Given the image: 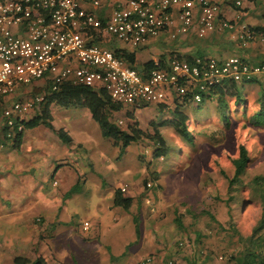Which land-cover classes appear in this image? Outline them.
<instances>
[{
  "label": "rangeland",
  "instance_id": "rangeland-1",
  "mask_svg": "<svg viewBox=\"0 0 264 264\" xmlns=\"http://www.w3.org/2000/svg\"><path fill=\"white\" fill-rule=\"evenodd\" d=\"M178 40L179 38L163 40L160 48H170L172 43H177ZM119 44L122 45L121 42ZM44 88L46 85L39 82L22 86L20 89L24 90L21 91V97L43 95ZM255 91L256 96L262 95L260 89ZM68 107L61 104L53 105L52 116L55 125L65 124L74 136H77L76 125L83 126L92 141L90 147L95 146L93 151L89 147L80 149L75 145L70 148L78 158L76 168H79L80 159L88 161L91 154L99 155L101 152L102 156L107 158V163L106 161L100 163L103 166L101 175L89 171L83 175L84 177H80L78 187L67 196L70 200L68 209L70 212L73 210V219L69 223L73 236L68 238L70 241L68 245L69 248L73 247V254L67 255L63 262L122 264L126 259L129 260L133 250L139 251L142 255L150 236L156 240L162 251H166L163 256L166 264L169 261L177 264V253L179 251L185 253L187 250L191 251V255L196 252L201 256L211 255L217 263L228 264L225 255L242 249L243 243L239 240V235L248 236L261 215V206L251 195L250 181L256 174H264V129L252 127L240 120L226 127L220 122L216 104L205 103L203 106L193 108L199 109L198 114L194 115L195 111L190 114L192 123L187 127L193 133L192 144L185 143L168 124L161 127L170 150L159 160L152 158L154 144L145 138L132 142L121 153L119 148L99 135V128L90 120L85 107L82 108L81 105ZM155 109L156 105H150L135 112L143 128L150 129L151 120L159 122L160 112ZM32 114L33 112H30L27 116L30 117ZM164 115L169 116L167 113ZM117 116L125 122L123 111ZM208 117L213 120L212 124H206L205 119ZM43 127L42 125L39 129ZM94 130L98 132L97 136ZM240 143L247 148L251 163L242 177V183L236 188L240 192L232 193L233 197L227 203V177L232 175L231 160L237 156ZM152 171H157L159 178L153 182L148 177L151 186L147 188L143 179ZM101 179L105 180L106 186L102 185L96 189L94 185ZM53 181H56L58 186L51 188L50 184ZM46 184L47 191L52 190L57 194L67 192L58 176L54 179L50 177ZM123 185L127 188L124 196L133 194L132 209L126 212L117 207L115 210L123 216L116 225L112 212L107 219L101 216L100 231H96L93 224L89 234H83L80 230L83 220L94 214L93 210H96L97 203H103L104 198L111 200L110 194ZM146 199L150 202L147 203ZM246 202L249 205H243ZM228 207L231 216L228 214ZM58 227L59 223L52 224L49 240L56 242L60 239L58 233L65 234V231L58 232ZM96 232L100 237L95 235L91 239ZM74 236L80 239L86 236L91 242L84 243L81 240L80 243ZM52 245L53 243H50L47 246L49 248L45 247L49 252L44 256L48 264L54 263L55 257L50 251L53 249L54 252L57 246L53 248ZM94 246L100 249V254L97 260L91 261L89 249L94 250ZM219 256L223 258L219 259Z\"/></svg>",
  "mask_w": 264,
  "mask_h": 264
},
{
  "label": "built area",
  "instance_id": "built-area-1",
  "mask_svg": "<svg viewBox=\"0 0 264 264\" xmlns=\"http://www.w3.org/2000/svg\"><path fill=\"white\" fill-rule=\"evenodd\" d=\"M223 3L224 0H0V150L14 144L15 136L24 130L21 120L43 99L39 94L6 102V97L42 79L51 90L65 80L90 87L98 85L111 99L136 112L166 102L169 93L174 97L189 94L198 104L203 93L216 84L225 80L241 82L264 73V64H252L240 56H195L191 60L170 57L164 66L155 61L142 73L114 53L119 42L137 48L163 35L176 40L191 30L199 37L225 32L242 47L254 39L264 41V33H256L241 13L234 20L226 19ZM109 4L110 12H98ZM241 4L242 0H234L235 6ZM115 123L121 125L123 120ZM150 186L147 182L146 187ZM119 189L127 191L125 185ZM88 226V221L82 223L83 230ZM152 260L149 255L141 264Z\"/></svg>",
  "mask_w": 264,
  "mask_h": 264
},
{
  "label": "crops",
  "instance_id": "crops-1",
  "mask_svg": "<svg viewBox=\"0 0 264 264\" xmlns=\"http://www.w3.org/2000/svg\"><path fill=\"white\" fill-rule=\"evenodd\" d=\"M109 6L110 4L101 6L98 12L102 14L110 12ZM238 13H241L242 19L251 27L262 26L264 25V0H242L240 7L234 5V0H224L222 14L226 19L234 20ZM163 40L169 39L166 35H163L160 38L149 40L137 48L123 43L122 45L117 43L114 47L122 49V52L124 50L127 53H132L134 55L133 61L128 64L142 73L145 72L143 69L145 63L150 60L158 61L162 57L167 58L170 52H176L182 56H211L219 59L240 56L252 64H264V41H260L259 39H254L246 47H242L238 42L230 39L225 32L208 33L203 37H199L194 30H191L187 34L181 35L177 43H172L170 48H160ZM258 76L260 82L258 79L257 83L259 82L260 84H253L250 87L244 86V91H249V93H246L249 100L255 98V89H260V91L264 92V90H261V87L264 86V84H261L264 83V73ZM37 82L46 86L49 84L46 79ZM93 88L102 89L98 85ZM23 90L20 89L13 95L6 97L5 101L10 102L12 100L25 99L21 97V91ZM173 98L174 95L169 93L168 100L165 103L171 106ZM53 105L55 104L50 106L53 129L44 123L30 129H25L17 146L8 144L0 150V264H17L14 262V258L17 256L25 258L28 261L41 258L45 264H48L44 256L47 252L45 247L49 246L50 243H53V248L57 246L54 248V252L53 249L51 251L48 249L55 257L53 264H68V262H63V259L67 255L73 254V247L69 248L68 245L70 243L68 238L73 236V231L69 226L70 221L73 219V210L70 212L68 209L70 200L67 196L71 194L70 191L78 187L81 180L80 177H84L83 175L89 171L96 175H101V168L103 166L100 163L102 161H106L107 163V158H104L101 152L99 155L91 154L88 161L80 159L78 163L79 168H76L78 158L74 156L75 154L71 152L70 148L75 145L77 148H90L93 151L95 146L90 147L92 141L89 138L88 131L83 126L76 125L77 136H74L71 129L67 128L65 124L56 126L52 116ZM81 107L84 108L85 106L81 105ZM85 108L90 120H93L89 109ZM149 108L151 109V107ZM156 109L159 112L158 107ZM189 110L187 109V112ZM120 111H123L125 116L124 110L112 111L110 114L112 122L123 120L117 116ZM165 117L168 118L170 116ZM26 118H28L27 115ZM138 118L135 114V117L131 120L137 121L139 127L143 128ZM93 121L95 122V120ZM95 123L97 124V122ZM42 125L44 126L43 129H39ZM97 126L99 128V135L111 142L109 138L102 135L98 124ZM60 129L65 132L66 137H69L70 142H65L56 133ZM161 129L160 132L163 135ZM147 130L150 129L148 128ZM94 132L95 136H97L98 132L96 133L95 130ZM161 158L158 159L160 160ZM55 176L60 177V180L64 184V190L67 191L62 193L63 195L51 190V188L58 186L56 181L50 184L51 191H47V179L50 177L54 179ZM102 185H105V180L103 179L94 186L98 189L97 187ZM113 194L114 192L110 194L111 200L104 198V200L102 199L103 203H97L96 210H93L94 214H90L83 220L89 223L86 230H83L81 227L80 230L83 234H89L93 224L96 231H100L101 216L107 219L113 212L115 215V225L118 223V220H121L123 215H119V211L115 210L119 206L113 205ZM108 196L106 197L108 198ZM127 196L132 197V204L128 210L124 209L126 212L131 210L134 205L133 194ZM57 223H59L58 232L65 231V234L58 233L60 239L55 242L49 240V232L52 224L55 225ZM120 226L122 227L123 223ZM95 235H97L96 237H100L96 232L94 236L90 235V238H94ZM74 239L80 243L81 240L84 243L91 242L87 240L88 237L86 236L81 237V239L74 236ZM148 241L149 243L145 245L146 247L142 255L139 254V251L133 250L129 260L126 259L122 264H141L143 259L151 253L155 254H151L153 260L150 264H166L163 261L166 251H162L158 247L159 245L156 243V240H153L151 236ZM93 248L95 249H89L91 261L97 260L100 254L99 248L95 246ZM176 256L178 258L177 264H220L211 255L201 256L197 252L191 255L190 250H187L185 253L179 251ZM179 257L182 258L180 259Z\"/></svg>",
  "mask_w": 264,
  "mask_h": 264
},
{
  "label": "trees",
  "instance_id": "trees-1",
  "mask_svg": "<svg viewBox=\"0 0 264 264\" xmlns=\"http://www.w3.org/2000/svg\"><path fill=\"white\" fill-rule=\"evenodd\" d=\"M253 30L256 33H264V25L255 26ZM114 53L116 56L125 59L128 63L133 61L134 55L132 53H127L124 50L122 52V49L117 48L114 49ZM170 57L185 58L187 60L193 58L192 55L182 56L176 52H170L167 58H160L158 63L164 66L167 59ZM155 61H148L145 63L143 69L146 71L148 68H151L154 66ZM258 79L259 76L241 82L225 80L204 92L203 100L198 104L192 102L189 94L183 97L175 96L171 106L165 102L159 103L156 107H158V111L160 112V120L159 122L158 120H151L149 123L150 130L139 127L137 121L131 120L135 117V109L125 107L122 103L111 99L103 89H95L90 86L65 80L56 90H51L50 84H48L44 89L43 99L38 105V108L33 111L30 117H25L21 120V123L23 124L24 130L33 128L42 123L53 129L50 113V106L52 104H61L65 107L82 105L89 109L93 120L97 122L101 129L102 135L109 138L112 144L119 148L121 153L124 152L132 142L144 140L145 138L148 142L154 144L151 151L152 158L158 159L164 157L170 150L168 141L161 134L160 128L164 124H168L185 143L188 145L192 144L193 133L187 127L192 123L190 114L193 111H195L193 112L194 115L198 114L197 110L199 109L193 108L203 106L205 103L216 104V111L219 115L220 122L226 127L240 120L252 127L264 129V92L261 91L260 94L262 93V95L255 96V98L249 100L246 94L249 93V91H244V86L250 87L253 84H260V79L257 83ZM261 90H264V86L261 87ZM187 109H190L189 112H187ZM119 110H124L126 116L125 122L123 121L121 125H117L110 120L111 112ZM203 111L204 109L202 112ZM166 113L170 117L166 118L164 115ZM200 115L201 114H199V116ZM205 120L207 121L206 124H212L213 120H211L210 117ZM195 121H197V119H195ZM159 124H161V126H159ZM23 132L15 136L14 146L20 143ZM56 133L65 140V142H70L69 137H66L63 130H57ZM231 162L233 172L231 177H227V203L232 199V193L240 192V190L238 191L236 188L242 183V177L251 163V157L244 144L240 143L238 145V154ZM148 177L155 182L158 180L159 175L156 171H152L145 176L143 179L145 187L147 182H149L147 179ZM250 184L253 199L257 200L261 206V215L258 223L248 236L239 235V240L243 243L242 249L236 253L225 255L228 263L231 264H264V174L254 175L251 178ZM131 204L132 197L124 196L120 189L114 190L113 205L128 210ZM247 204V202L243 203V205ZM227 210L229 216H231L230 208L228 207ZM14 262L17 264H45L41 258L28 261L18 256L14 258Z\"/></svg>",
  "mask_w": 264,
  "mask_h": 264
}]
</instances>
